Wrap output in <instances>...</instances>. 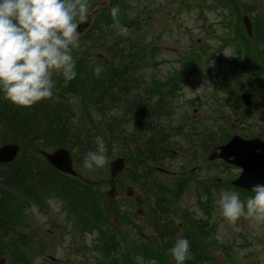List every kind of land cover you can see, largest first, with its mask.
<instances>
[{
	"label": "trees",
	"instance_id": "16d2710c",
	"mask_svg": "<svg viewBox=\"0 0 264 264\" xmlns=\"http://www.w3.org/2000/svg\"><path fill=\"white\" fill-rule=\"evenodd\" d=\"M97 2L89 0L88 22L92 19V31L85 34L79 41V47L73 50L76 61L73 80L66 82L62 74L55 73L53 96L28 108L11 103L0 91V146L16 144L20 148L15 161L0 166V249L2 243L5 244L3 252L20 257V264L24 263V249L35 250V244H40L35 242L34 237L25 235L28 233L25 227H28L23 225V209L28 202L41 200L44 195L47 198L60 197L80 206V213L75 215H82L87 231L97 233L98 241L103 242L100 248L107 247L108 251L119 246L118 229L105 213L104 203L107 204L110 195L102 188L112 182L100 169L95 179L84 172L88 170L84 168L85 154L96 150L97 137H101L106 144L107 159L113 156L108 150L113 149L115 155L125 157L128 180L138 185L147 199L144 200L147 207L152 203L148 200L152 199L155 216L158 213L171 215L176 211L174 205L168 206L164 200L168 189L163 181L154 177V170L162 166L164 156L174 150H184L171 139L173 132L168 131L169 124L164 127L155 123L158 117L167 115L164 112L166 109L163 110L159 102L149 105L148 96L153 94L151 90L162 95V88L158 85L149 88L141 81L142 75L135 73L140 70L136 64L140 62L136 58L138 50H151L149 42L138 35L142 33L138 22L141 15L131 10L133 5L129 0H109L108 5L99 7L93 18ZM114 6H119V22L126 29L125 34L113 27L110 9ZM145 28L150 33L153 27L148 25ZM179 134H182L181 129ZM59 148H66L72 153L74 164L83 168L81 175L77 174L75 178L62 175L50 167L41 155L44 151ZM138 168H143V173H138ZM147 174H153V177L148 184H144L142 177ZM186 181L189 183L188 178L181 183L186 184ZM162 204L166 208L164 212L159 210ZM114 213L118 221H129L115 203ZM144 225L157 242L155 248L158 250L151 253V249L142 248L145 254L163 255L159 251L170 250L181 234L179 225L156 221ZM130 226L144 231L143 224L130 223ZM132 229L127 227L126 237ZM184 234L193 240L192 229H186ZM129 238L137 240L138 237L129 235ZM191 251L187 264H198L196 257L199 251L193 246Z\"/></svg>",
	"mask_w": 264,
	"mask_h": 264
},
{
	"label": "rangeland",
	"instance_id": "374dc122",
	"mask_svg": "<svg viewBox=\"0 0 264 264\" xmlns=\"http://www.w3.org/2000/svg\"><path fill=\"white\" fill-rule=\"evenodd\" d=\"M143 0L136 4L141 9H146L148 6L152 13L151 19L147 18L144 22L146 24L151 20V25L155 26L153 30L162 31L160 38L159 50L152 54L151 57L146 56V62L151 61L153 64L145 67L144 75H149L150 84L159 85L160 88L169 86L174 93L172 100L176 103L173 109H170L171 116L168 122L176 128L182 125L187 130L186 137L180 140L177 137L175 140L176 146L188 148V144L194 143L192 149L197 148L199 142H203L201 148L196 152L195 158L199 164H205L200 171L194 169V165H186L190 167L193 165L194 175L198 178L210 179L218 178L225 181L232 180L237 176V170H223L219 164H206L205 155L211 150L216 143L225 141L228 137L237 134L241 137H261L264 134V121L260 119L261 113L256 115L257 111L263 103L264 83L261 84L262 78L251 76L248 70L247 77H222L226 74L227 67L234 56L232 50L234 48L224 49L222 52H215L219 46L218 42L223 37V32L218 26L219 17L224 13L218 15L216 12L204 10L199 13L196 5L200 3L209 4L210 0ZM239 5L242 0H238ZM245 10L243 14L248 13L257 23L261 24L264 21V0H243ZM144 19H141L143 21ZM143 22V23H144ZM145 25L141 23V30L143 35H147L150 39L153 37L154 31L150 34ZM189 33V34H188ZM191 34V35H190ZM191 36V37H190ZM224 39V38H223ZM206 47L211 51L204 58H199L196 64L190 68L181 70L179 67L180 57L186 56V53L199 54L201 48ZM215 52V53H214ZM256 58L261 61L262 58L255 54ZM199 57V55H198ZM205 69H210L211 75L203 81H200V76H204ZM181 70V73H179ZM172 75V76H171ZM180 81L178 83L169 82L172 77L178 76ZM224 78L227 79L228 84H225ZM217 89V90H216ZM227 89L235 90L239 94L251 93L253 99L251 100V109L247 110L241 104H238L234 99L228 97ZM254 90V91H253ZM228 102L225 103V99ZM171 99V98H169ZM239 112H243L245 116L239 118ZM260 135V136H259ZM180 140V141H179ZM199 141V142H198ZM184 142V143H183ZM197 143V144H195ZM114 150H108L113 153L108 163L114 158ZM207 151V152H206ZM183 153L172 155L164 162L165 165L171 167L172 170H181V166L187 164ZM105 168H97L94 170L84 171L87 176L98 175V169L102 170L104 176H108L107 166ZM78 172L82 171L80 165L76 166ZM104 168V169H103ZM97 173V174H93ZM81 174V173H80ZM86 176V177H87ZM180 175L172 177H162L161 181H167L168 193L166 196L167 205L172 206L173 200L171 197L175 196L176 201L180 200L178 207L183 209L195 210L197 201L194 196V186L191 184H183ZM123 175L120 177L122 178ZM178 178L176 181L174 179ZM173 181V182H172ZM119 183H115L114 187L119 188ZM106 186L104 187V189ZM120 188L122 186L120 185ZM226 190L221 189L217 193L216 213L215 215L205 221L202 228V217L199 216L198 222H201V231H203L202 241H212L217 249H213L212 255L220 262L224 263L227 260L228 264H264V221H257L254 218L241 217L237 222H231L222 215V210L219 206V199L222 192ZM136 191L132 187L124 188L123 196L130 197L133 201L136 199L134 194ZM116 194V193H115ZM120 197L118 194L115 198ZM136 202V201H135ZM140 206V202H136ZM63 204L58 201L49 203L48 215H41L36 207H31L29 213V220L35 223L30 229L33 233L38 231L40 234L49 232L44 236L43 242L46 246L45 252L35 256V264H84L83 261L95 258V254L91 250V242L96 239V233H81L74 227L73 220L66 218V212L62 209ZM109 206V204H108ZM138 210V209H136ZM188 210V211H189ZM198 210V209H196ZM199 211V210H198ZM181 213V212H180ZM200 213V211H199ZM135 218H131L135 223H140L142 215L136 211ZM50 217V218H48ZM188 218V216L186 215ZM86 218V217H85ZM184 216L178 219H183ZM48 219L55 222L57 227L52 229ZM29 223V222H28ZM27 223V225H28ZM161 224L171 223L169 218L161 220ZM239 229V232L236 229ZM186 230V227L183 228ZM209 231H213L211 237H208ZM182 232V229L180 230ZM198 236V235H197ZM192 250V244H191ZM222 251L215 253V251ZM228 250L227 252H224ZM236 252V255H231V252ZM228 256H232L228 260ZM234 257V258H233ZM237 259H240L237 261ZM173 262L172 259L169 260ZM140 264H154L150 261ZM0 264H9L0 258ZM187 264V260L185 261Z\"/></svg>",
	"mask_w": 264,
	"mask_h": 264
},
{
	"label": "clouds",
	"instance_id": "9594fccd",
	"mask_svg": "<svg viewBox=\"0 0 264 264\" xmlns=\"http://www.w3.org/2000/svg\"><path fill=\"white\" fill-rule=\"evenodd\" d=\"M89 0H0V91L11 103L32 107L53 96V75L65 81L76 76L73 50L79 47L81 23L89 19ZM119 6L110 9L113 27L126 33L119 22ZM97 148L84 157V168L104 167L107 147L101 137ZM253 196L224 191L218 201L222 215L231 222L241 217L264 221V185L252 187ZM176 264L191 258V243L178 235L169 250Z\"/></svg>",
	"mask_w": 264,
	"mask_h": 264
},
{
	"label": "water",
	"instance_id": "95a60500",
	"mask_svg": "<svg viewBox=\"0 0 264 264\" xmlns=\"http://www.w3.org/2000/svg\"><path fill=\"white\" fill-rule=\"evenodd\" d=\"M245 26L249 32V23L245 20ZM245 101L248 97L245 96ZM219 157L226 162L240 167L243 172L233 184L237 187L250 190L256 184L263 185L264 181V142L259 140L244 141L239 137H233L224 147L219 148ZM19 152L15 144H6L0 147V165L13 162ZM47 162L57 171L74 175L70 154L65 149H57L49 153H43ZM212 155L210 159L214 158ZM232 158L233 160H230ZM123 160L118 159L110 164V174L114 177L123 169Z\"/></svg>",
	"mask_w": 264,
	"mask_h": 264
},
{
	"label": "flooded vegetation",
	"instance_id": "af4514ba",
	"mask_svg": "<svg viewBox=\"0 0 264 264\" xmlns=\"http://www.w3.org/2000/svg\"><path fill=\"white\" fill-rule=\"evenodd\" d=\"M174 154H176V153H174ZM122 204V203H121ZM140 209H142V210H144V209H146L145 207H143V206H141L138 210H140ZM146 218H148V216H144V218L143 219H141L140 220V223H145L146 222ZM143 234L144 233H137L135 230H130L129 231V234L128 235H134V236H136V237H139V236H143ZM191 243V242H190Z\"/></svg>",
	"mask_w": 264,
	"mask_h": 264
}]
</instances>
